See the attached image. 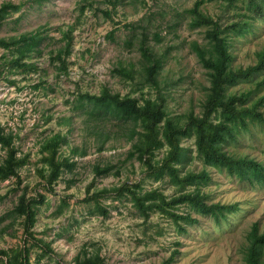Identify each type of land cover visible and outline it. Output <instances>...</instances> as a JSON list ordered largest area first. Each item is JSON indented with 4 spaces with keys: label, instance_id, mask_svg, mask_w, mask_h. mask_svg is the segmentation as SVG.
<instances>
[{
    "label": "rangeland",
    "instance_id": "374dc122",
    "mask_svg": "<svg viewBox=\"0 0 264 264\" xmlns=\"http://www.w3.org/2000/svg\"><path fill=\"white\" fill-rule=\"evenodd\" d=\"M0 0V7L11 2L14 7L0 28L1 37L39 31L43 36L38 72L5 70L0 79V128L17 134L18 155H30V163L20 169L22 183L16 178L0 182V249L22 246V219L11 212L19 196L37 193L45 196L38 206V221L33 230L46 240L52 253L43 252L34 241L28 243L31 264H74L77 255L100 252L106 264H243L248 236L255 224L264 232V185L241 181L225 170L208 166L212 180L202 185L208 203H238L239 209L217 221L182 206L177 212L192 211L197 220L184 224L182 232L173 220L159 211L145 218L128 195L115 193L86 201L97 190L140 183L144 191L159 189L167 197L182 188L169 177L155 181L148 178L136 156L132 143L125 137L109 139L103 150L84 125L79 95L100 94L104 88L139 100L164 101L171 118L184 121L190 112L201 114L210 86L207 70L194 49V43L206 46L207 26L193 25L196 2L200 0H121L113 9L107 0ZM200 10L223 26L244 20L233 7L203 0ZM264 8V7H263ZM110 11L111 18L103 14ZM264 14V10H263ZM251 27L244 34L230 32L229 50L234 67L257 63L264 49V15H253ZM72 32V53L68 74H59L50 56L65 46V34ZM143 40L160 60L158 85L145 79ZM11 59L13 51L0 49V58ZM131 72L132 77L120 72ZM260 82L261 85L256 84ZM230 92H252L251 99L264 95V70L250 79L239 81ZM264 110V105H262ZM118 126L107 122L104 129L114 132ZM65 137L60 155L75 162L64 169L50 192L40 186L37 172L42 167L41 146L54 135ZM236 141L226 145L229 152L249 154L264 162V125L250 123L249 129L236 133ZM183 146L190 149L189 158L180 167L201 170L203 162L196 155L193 139ZM79 151L74 154V149ZM165 149L157 152L163 157ZM5 156L1 152L0 157ZM1 160V158H0ZM111 166L112 171L98 177L94 167ZM119 171V175L115 173ZM185 172V171H184ZM94 182L88 193V186ZM185 190L193 187L187 185ZM100 204L105 210L98 208ZM177 254L172 257L173 252ZM4 257L0 256V260ZM5 259V258H4ZM0 264H6L0 261Z\"/></svg>",
    "mask_w": 264,
    "mask_h": 264
},
{
    "label": "trees",
    "instance_id": "16d2710c",
    "mask_svg": "<svg viewBox=\"0 0 264 264\" xmlns=\"http://www.w3.org/2000/svg\"><path fill=\"white\" fill-rule=\"evenodd\" d=\"M87 3H90L88 0ZM113 9H116L121 0H107ZM233 7L241 12L240 16L246 19L234 21L223 26L211 15L200 10L204 2H196L193 13V25L207 26V44L201 46L194 43V49L199 61L207 70L210 86L203 102L201 114L188 113L184 121L171 118L165 107L164 101L151 98L142 101L130 95L122 96L113 93L110 89L104 88L100 94L89 92L79 95L80 105L85 115L83 121L88 133H92L98 141V149L103 150L106 142L113 138L125 137L127 142L132 143L131 156H136L144 168L148 178L159 181L169 177L170 180L179 185L182 190L171 197H167L159 189H152L143 192L140 183L129 185L127 182L113 188L97 190L86 199L98 200L100 197L110 193L117 195H128L140 210L141 214L148 218L151 211H159L170 217L182 232H187L184 224H194L197 220L193 217L192 211L180 214L177 210L186 206L195 212L203 215H211L217 221L226 218L228 213L239 209L238 203L215 202L208 203V194L204 192L202 185L212 180L208 166L225 170L232 176H237L241 181L246 180L251 184L264 185V162L256 160L249 154H235L226 149L230 141H236V133L249 129L250 123L264 125V95L257 100L251 99L252 92H230L229 88L234 87L239 81L250 79L255 73L264 70V49L259 54L256 64L244 68L232 65L233 55L229 50L230 32L244 34L249 31L254 14L263 16L264 0H212ZM14 7L11 2H5L0 7V28ZM103 14L111 18L110 11L104 10ZM67 40L65 46L53 52L50 56L52 63L57 64L58 75L68 74V59L72 53V32L69 30L64 36ZM43 36L39 31L25 33L18 36L1 37L0 49L13 51L14 56L7 59L0 58V79L5 70L21 69L23 72H38L41 68L39 63L32 61L34 55H41L40 48ZM146 66L144 68L145 79L154 86L158 85V74L161 63L152 50L143 44L141 46ZM121 73L132 77L131 72L120 70ZM261 85L260 82L256 84ZM115 122L117 130L108 132L104 129L107 122ZM17 134L5 132L0 128V182L16 178L19 184L22 183L20 169L30 163V155H18V148L15 145ZM193 139L196 146V155L203 162L201 170H184L180 165L189 158L190 149L183 146L186 139ZM62 143L65 137L56 134L41 146L42 167L37 169L42 178L40 186L47 191H54L55 186L64 169L72 170L75 162L68 156L60 155ZM165 149L163 157L158 158L157 152ZM79 149L72 152L76 154ZM112 171L111 166H96L94 173L105 175ZM119 171L115 175H119ZM94 182L88 186V193ZM187 185L193 189L185 190ZM5 196L0 195V202ZM45 196L37 193L32 198L24 191L20 196L12 214L22 219L21 225L24 231V243L22 246L0 249V261L6 264H31L30 248L28 243L34 241L42 247L43 252L52 253L50 245L46 240L37 238L33 230L38 221V206L43 204ZM99 209L106 210L98 204ZM177 254L173 252L172 257ZM245 262L243 264H264V232L260 233L259 225L255 224L248 236L245 247ZM74 264H106L100 252L77 255ZM162 264H170V260Z\"/></svg>",
    "mask_w": 264,
    "mask_h": 264
}]
</instances>
